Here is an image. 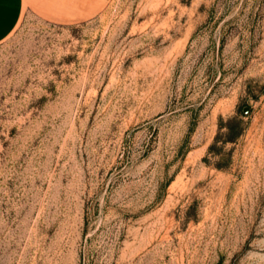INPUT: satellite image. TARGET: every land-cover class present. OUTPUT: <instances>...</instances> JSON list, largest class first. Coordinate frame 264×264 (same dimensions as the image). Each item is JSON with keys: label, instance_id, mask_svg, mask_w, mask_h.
Segmentation results:
<instances>
[{"label": "rangeland", "instance_id": "rangeland-1", "mask_svg": "<svg viewBox=\"0 0 264 264\" xmlns=\"http://www.w3.org/2000/svg\"><path fill=\"white\" fill-rule=\"evenodd\" d=\"M0 264H264V0H0Z\"/></svg>", "mask_w": 264, "mask_h": 264}, {"label": "trees", "instance_id": "trees-1", "mask_svg": "<svg viewBox=\"0 0 264 264\" xmlns=\"http://www.w3.org/2000/svg\"><path fill=\"white\" fill-rule=\"evenodd\" d=\"M239 126L240 125L238 124V121L236 119H231L230 121H228V123H226V125L223 124L220 125V129L222 128L227 129V133L226 136H224L223 143L234 142L241 135V129L239 128ZM217 140L218 137L216 138V141ZM215 146H216L215 143L212 144L209 148V151L213 153L217 151L215 150ZM218 167L221 168L222 164H219Z\"/></svg>", "mask_w": 264, "mask_h": 264}, {"label": "water", "instance_id": "water-1", "mask_svg": "<svg viewBox=\"0 0 264 264\" xmlns=\"http://www.w3.org/2000/svg\"><path fill=\"white\" fill-rule=\"evenodd\" d=\"M251 109L250 107H244L243 112L244 114L248 115L250 113Z\"/></svg>", "mask_w": 264, "mask_h": 264}]
</instances>
